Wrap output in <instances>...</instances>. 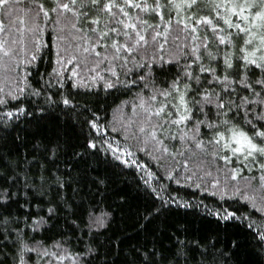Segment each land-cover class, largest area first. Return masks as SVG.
Wrapping results in <instances>:
<instances>
[{"label":"snow or ice","instance_id":"1","mask_svg":"<svg viewBox=\"0 0 264 264\" xmlns=\"http://www.w3.org/2000/svg\"><path fill=\"white\" fill-rule=\"evenodd\" d=\"M0 264H264V0H0Z\"/></svg>","mask_w":264,"mask_h":264}]
</instances>
